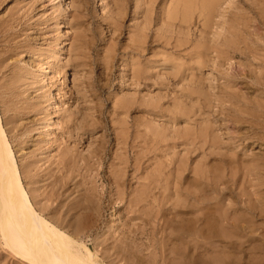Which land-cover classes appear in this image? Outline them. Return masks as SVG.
Segmentation results:
<instances>
[{
    "label": "rangeland",
    "instance_id": "1",
    "mask_svg": "<svg viewBox=\"0 0 264 264\" xmlns=\"http://www.w3.org/2000/svg\"><path fill=\"white\" fill-rule=\"evenodd\" d=\"M49 1L0 0V116L6 120L3 124L21 180L37 211L95 251L100 264L262 263L264 136L259 143L246 139L244 135L252 134L251 128L246 122L236 121L234 114L240 111L238 115L246 116L254 109L247 105L256 109L264 98L260 83L264 68L259 69L264 67V50L260 48L264 49V0H230V4L229 0H220L206 24L200 15L205 0H67V8L58 0ZM168 9L176 16L167 18ZM216 11H220L218 16ZM12 16H17L19 22ZM6 20L11 24L7 25ZM218 22L222 24L216 28ZM214 29L216 32L211 33ZM205 50L211 59H205L208 55L201 52ZM248 51L258 55L250 52L251 56ZM190 53L201 56L194 58ZM173 62L177 67L169 69ZM187 68L196 70V74L189 70L186 73ZM11 75L17 79H13L14 83ZM52 89H56L58 106L47 102ZM182 92L189 95L184 97ZM201 93H207L211 100L203 99L206 96ZM191 96L192 100L188 98ZM30 103L35 105V111ZM256 131L263 133L261 128ZM201 133L206 134L205 138ZM193 136V143L186 140ZM199 193L210 196L205 209L209 215L214 214L219 202L218 210L224 209L220 212L245 226L243 238L236 234V239L211 242L196 237L189 226H172L188 224L191 217L199 214L194 196ZM243 219L248 222L243 223ZM164 231H174L177 236L168 238L171 232Z\"/></svg>",
    "mask_w": 264,
    "mask_h": 264
},
{
    "label": "bare ground",
    "instance_id": "2",
    "mask_svg": "<svg viewBox=\"0 0 264 264\" xmlns=\"http://www.w3.org/2000/svg\"><path fill=\"white\" fill-rule=\"evenodd\" d=\"M48 1V0H47ZM52 1V3H53V1L54 0H50L49 2H51ZM60 1V3H61V5H62V7L64 6L65 8H67V7H69V5H70V3L68 4V1L67 0H58V2ZM116 1V0H115ZM117 1H119V0H117ZM122 1V0H121ZM120 1V2H121ZM135 1V0H134ZM137 1H139V2H141L140 0H137ZM151 0H149V2H150ZM157 1V0H156ZM161 1V0H160ZM220 0H205L204 2H203V4H202V7H201V14L200 15H202V17H203V19H204V24H206L207 23V21L211 18V16L213 15V13H212V11H213V9H215L214 7H215V5L219 2ZM223 1V0H222ZM228 1V0H227ZM97 2H99V0L97 1ZM113 2V1H112ZM155 2V1H154ZM153 2V3H154ZM225 2V1H224ZM223 2V3H224ZM76 3V2H75ZM101 3H102V1H101ZM115 3V2H114ZM138 3V2H137ZM151 3V2H150ZM150 3H148L149 5H151ZM156 3V2H155ZM161 3V2H160ZM166 3V2H165ZM190 3V2H189ZM222 3V4H223ZM232 3V2H231ZM113 4V3H112ZM142 3H140V5H141ZM147 4V5H148ZM191 4V3H190ZM229 4H230V0H229ZM229 4H227V5H229ZM52 5V4H51ZM54 5V4H53ZM71 5H72V3H71ZM99 5H100V3H99ZM98 5V6H99ZM102 5V4H101ZM114 5V4H113ZM117 5V4H116ZM115 5V6H116ZM135 5V4H134ZM175 5V4H174ZM179 5V4H178ZM191 5H193V4H191ZM232 5V4H231ZM260 5V4H259ZM115 6H114V8H115ZM136 6V5H135ZM144 6H145V4H144ZM230 6V5H229ZM52 7V6H51ZM140 7V6H139ZM147 7V6H146ZM149 7V6H148ZM219 7V6H218ZM228 7V6H227ZM117 9H118V7H116ZM115 8V9H116ZM135 8L136 7H134V9H133V12H136V11H134L135 10ZM159 8H160V6H159ZM172 8V7H171ZM176 8V7H175ZM225 8V7H224ZM138 9V8H137ZM143 9H145V8H143ZM221 10V9H220ZM55 10H53V12H54ZM122 11V10H121ZM56 12H57V10H56ZM144 12V11H143ZM143 12H141L142 14H147V13H143ZM214 12V11H213ZM217 12V11H216ZM52 13V12H51ZM59 13V12H58ZM137 13V12H136ZM219 13H220V11H219ZM218 12H217V16H218V14H219ZM53 14V13H52ZM60 14V13H59ZM58 14V15H59ZM141 14V15H142ZM222 14V13H221ZM225 14V13H224ZM133 15H135V14H133ZM160 15V14H159ZM10 16H11V14H10ZM9 16V17H10ZM13 16H14V14H13ZM12 16V18L14 19V18H16L17 16H15V17H13ZM52 16V15H51ZM53 16H56V14L55 15H53ZM61 16V15H60ZM148 16V15H147ZM176 16V13L173 11V10H166V17L167 18H169V19H171V18H173V17H175ZM216 16V19L217 18H219V17H217ZM220 17L222 16V15H219ZM57 17V16H56ZM63 17V16H62ZM61 17V18H62ZM18 18V17H17ZM17 18L15 19V21L17 20ZM52 18H54V17H51V19ZM159 18V17H158ZM157 18V19H158ZM222 18V17H221ZM60 19V18H59ZM63 19V18H62ZM61 19V20H62ZM135 19V18H134ZM156 19V20H157ZM184 19H186V17H184ZM215 19V21H218V19L216 20ZM8 20H10L11 21V19L9 18ZM8 20H6V22L8 21ZM58 19H56L55 21H57ZM223 20V19H222ZM4 21V20H3ZM14 21V20H13ZM159 21V20H158ZM187 21V20H186ZM211 21V20H210ZM219 21H221V19L219 20ZM9 22V21H8ZM6 23L7 25L9 24H11V22L10 23ZM19 22V21H18ZM17 21H16V23H18ZM60 22V21H59ZM156 22V21H155ZM223 22V21H222ZM16 23H13V24H16ZM159 23V22H158ZM157 23V24H158ZM216 23V22H215ZM221 23V22H220ZM219 22L217 23V24H215V25H217L216 26V28L218 27V24H220ZM2 24V23H1ZM3 24H4V22H3ZM5 24V27H7V25ZM12 24V25H13ZM60 24V23H59ZM164 24V23H163ZM209 24H210V22H209ZM211 24H212V22H211ZM222 24V23H221ZM19 25V24H18ZM21 25V24H20ZM184 25V24H183ZM192 25V24H191ZM208 25V24H207ZM214 25V26H215ZM13 26H15V25H13ZM167 26V25H166ZM173 26V25H172ZM172 26H169L168 25V27H172ZM199 26V25H198ZM221 26V25H220ZM4 27V28H5ZM12 27V26H11ZM39 27V26H38ZM56 27H58V26H56ZM174 27V26H173ZM208 27V26H207ZM211 27V26H210ZM223 27V26H222ZM222 27H220V28H222ZM14 28H16V27H13V29ZM180 29L181 28H183V27H179ZM212 28H213V26H212ZM215 28V29H216ZM224 28V27H223ZM3 29V28H2ZM7 29H9V27L7 28ZM11 29V28H10ZM10 29H9V31H10ZM31 29V28H30ZM174 29V28H173ZM193 29H195V28H193ZM208 29V28H207ZM211 29V28H210ZM210 29H209V31H210ZM215 29H214V31H212L211 33H213V32H216L215 31ZM1 30V29H0ZM57 30V29H56ZM157 30H158V28H157ZM163 30H164V28H163ZM183 30H184V28H183ZM186 30H188V28H186ZM196 30V29H195ZM194 30V31H195ZM219 30H221V29H219ZM2 31V30H1ZM4 31H6L5 29H4ZM12 31V30H11ZM25 31V30H24ZM58 31H60V30H58ZM169 31V30H168ZM172 31V30H171ZM174 31V30H173ZM179 31V30H178ZM182 31V30H181ZM190 31V30H189ZM177 32V31H176ZM180 32V31H179ZM184 32V31H183ZM197 32H198V29H197ZM11 33V32H10ZM9 33V35H11V34H13L14 32H12L11 34ZM25 33H27V32H25ZM164 33H165V31H164ZM172 33V32H171ZM201 33V32H200ZM210 33V34H211ZM219 33H220V31H219ZM253 33V32H252ZM21 34V33H20ZM180 34V33H179ZM185 34V33H184ZM202 34V33H201ZM204 34V33H203ZM215 34V33H214ZM221 34V33H220ZM229 34V33H228ZM245 34V33H244ZM3 35V34H2ZM15 35V34H14ZM18 35V34H17ZM27 35V34H26ZM190 35V34H189ZM205 35V34H204ZM208 35H209V33H208ZM207 34H206V36H208ZM216 35H217V37H219L220 35H218L217 33H216ZM215 35V36H216ZM58 36V35H57ZM60 36V35H59ZM196 36H200V35H196ZM202 36V35H201ZM210 36V35H209ZM208 36V39H210V37ZM214 36V35H213ZM213 36L211 35V37L213 38ZM214 36V37H215ZM254 36V35H253ZM8 37V36H7ZM18 37V36H17ZM263 37V36H262ZM6 38V37H5ZM10 38V37H9ZM13 38V37H12ZM203 38H204V36H203ZM206 38V37H205ZM4 39V38H3ZM72 39V38H71ZM202 39V38H201ZM236 39V38H235ZM257 39V38H256ZM6 40H8L9 41V39L7 38ZM13 40H14V38H13ZM12 39H11V41H13ZM1 41V40H0ZM7 41V42H8ZM10 41V42H11ZM15 41V40H14ZM16 41H18V39H16ZM24 41H26V40H24ZM242 41H245V40H243V38H242ZM258 41V40H257ZM262 41V40H261ZM3 42V41H2ZM2 42H0V43H2ZM19 42H21V41H19ZM23 42V41H22ZM172 42H174V41H172ZM210 42V41H209ZM211 42L212 43H214L215 44V39L212 41V39H211ZM216 42H218V41H216ZM14 43V42H13ZM25 43V42H24ZM238 43H239V41H238ZM241 43V42H240ZM257 43V42H256ZM255 43V44H256ZM3 44V43H2ZM1 44V45H2ZM11 43H9V45H10ZM18 44V43H17ZM17 44L15 43V45L17 46ZM20 44V43H19ZM29 44V43H28ZM221 45H223L222 43H220ZM219 44V45H220ZM14 45V44H13ZM31 45V44H30ZM248 45V44H247ZM252 45V44H251ZM250 45V46H251ZM6 46V45H5ZM8 46V45H7ZM27 46V45H26ZM25 46V47H26ZM29 46V45H28ZM36 46V45H35ZM170 46V45H169ZM188 46V45H187ZM213 46V45H212ZM212 46L210 47L209 46V48H208V51H210L209 49H211L212 48ZM228 46V45H227ZM2 47V46H1ZM4 47V46H3ZM10 47V46H9ZM189 47V46H188ZM257 47V46H256ZM5 48V47H4ZM19 48H21V47H19ZM19 48H17V49H19ZM22 48H24V46H22ZM21 48V49H22ZM28 48V47H27ZM27 48H26V50H27ZM71 48V47H70ZM69 48V51L71 50ZM186 48V47H185ZM196 48H198V47H196ZM232 48V47H231ZM245 47H243V49H244ZM259 48V47H258ZM261 48V51L262 50H264V49H262V47H260ZM259 48V49H260ZM1 49H3V48H1ZM0 49V50H1ZM8 49V48H7ZM6 49V50H7ZM12 49V48H11ZM13 49H14V47H13ZM12 49V50H13ZM206 49V48H205ZM215 49H218V48H216V47H214L213 48V51H216ZM251 49V48H250ZM255 49V48H254ZM5 50V49H4ZM15 50V49H14ZM25 50V49H24ZM33 50V49H32ZM35 50V49H34ZM176 50V49H175ZM178 50H180V49H178ZM177 50V51H178ZM183 50V49H182ZM252 50H253V48H252ZM258 50V49H257ZM10 51V50H9ZM8 51V52H9ZM18 51V50H17ZM23 51V50H22ZM36 51V50H35ZM35 51H33V53L35 52ZM38 51V50H37ZM41 51V50H40ZM56 51V50H55ZM75 51H76V49H75ZM184 51V50H183ZM193 51H195V50H191V52H193ZM212 51V50H211ZM212 51V52H213ZM229 51V50H228ZM258 51H260V50H258ZM3 52V51H2ZM0 53V55L1 54H3V53ZM5 53L7 52V51H4ZM12 52V51H11ZM20 52V51H19ZM48 52V51H47ZM51 52V51H50ZM53 52V51H52ZM190 52V51H189ZM202 53H206L207 52V50H205V52L204 51H201ZM211 52V53H212ZM217 52V51H216ZM230 52V51H229ZM253 55L255 54V53H253L252 51H250ZM250 52L248 51V53L250 54ZM22 53V52H21ZM36 53V52H35ZM34 53V54H35ZM39 54H40V52H38ZM55 53V52H54ZM70 53V52H69ZM195 53V52H194ZM197 53V52H196ZM211 53H209V54H211ZM261 53V52H260ZM263 54H264V52H262ZM18 54H20V53H18ZM167 54V53H166ZM169 54V53H168ZM191 55L193 54V53H190ZM243 54V53H242ZM248 54V55H249ZM252 54H250L251 56H252ZM263 54H262V56H263ZM13 55V54H12ZM11 55V56H12ZM16 55H17V53H16ZM51 55V54H50ZM50 55H47V56H50ZM171 55V54H170ZM178 56H179V54H177ZM198 55H200L201 56V54H198ZM198 55H195L196 57L198 56ZM205 55V54H204ZM206 55H208V53H206ZM255 55H258V54H255ZM3 56V55H2ZM41 56V55H40ZM164 56H165V54H164ZM163 56V57H164ZM172 56V58H173V55H171ZM176 56V55H175ZM174 56V57H175ZM181 56V55H180ZM193 56V55H192ZM209 56V55H208ZM208 56H206L207 58H205L206 60L207 59H211L210 58V56H209V58H208ZM246 56V55H245ZM244 56V57H245ZM251 56H249V57H251ZM261 56V57H262ZM170 57V56H169ZM188 57H190V56H188ZM194 57V56H193ZM196 57H194V58H196ZM259 57V56H258ZM3 58H4V60L7 58H5V56H3ZM49 58V57H48ZM186 58H187V56H186ZM192 58V57H191ZM202 58V57H201ZM245 58H247V57H245ZM244 58V59H245ZM253 58H255L256 59V57H253ZM260 58V57H259ZM258 58V60H261V59H259ZM9 59V58H8ZM166 59V58H165ZM183 59V58H182ZM189 59V58H188ZM187 59V60H188ZM247 59H249V58H247ZM246 59V60H247ZM7 60V59H6ZM5 60V61H6ZM42 60V59H41ZM48 60H50V59H48ZM164 60V59H163ZM189 60H192V59H189ZM219 60V59H218ZM232 60V59H231ZM2 59L0 58V65L2 66ZM43 61V60H42ZM47 61V60H46ZM168 61V60H167ZM185 61V60H184ZM194 62H195V60H193ZM212 61V60H211ZM225 61H229V60H225ZM12 62V61H11ZM41 62V61H40ZM39 62V63H40ZM170 62V61H169ZM197 62H198V60H197ZM230 62V61H229ZM262 63H264V61L262 60L261 61ZM261 62H258V63H261ZM5 63V62H4ZM3 63V64H4ZM174 63L175 62H173V65H171V67H169V69L170 68H172V66H174ZM185 63V62H184ZM183 63V65L184 66H186L185 64ZM199 63V62H198ZM204 63H205V61H204ZM206 63H208V62H206ZM205 63V64H206ZM226 63H228V62H226ZM243 63V62H242ZM250 63H251V61H250ZM249 62L247 63L246 62V65L247 64H250ZM257 63V62H256ZM164 64H165V62H164ZM172 64V63H171ZM225 64V63H224ZM251 64H254V63H251ZM6 65H7V63H6ZM40 66H42L41 64H39ZM242 65V64H241ZM240 65V66H241ZM244 65H245V63H244ZM255 65V64H254ZM183 66V67H184ZM243 66V65H242ZM248 66V65H247ZM247 66H243L242 68H244V67H247ZM257 66V65H256ZM43 67V66H42ZM42 67H40L41 69H42ZM175 67V66H174ZM177 67V66H176ZM175 67V68H176ZM189 67V66H188ZM193 67H194V65H193ZM192 67V68H193ZM196 67V69H199V67L197 68V66H195ZM203 68V66H200V68ZM248 67H250V65L248 66ZM257 67H260L259 65L257 66ZM3 68V67H2ZM4 68H5V66H4ZM6 68H7V66H6ZM174 68V69H175ZM186 68V67H185ZM184 68V69H185ZM190 68H191V66H190ZM241 68V69H242ZM254 68V67H253ZM263 66H262V68H259L260 70L262 69L263 70ZM0 69H1V67H0ZM44 69V68H43ZM166 69V68H165ZM183 69V68H182ZM240 69V70H241ZM2 70V69H1ZM13 70V69H12ZM175 70H177V69H175ZM187 70H189V68H187L186 69V71ZM191 70V69H190ZM189 70V71H190ZM246 70H249V69H246ZM3 71V70H2ZM1 71V72H2ZM8 71V70H7ZM10 71V70H9ZM58 71V70H57ZM172 71H174V70H172ZM172 71L170 72V74L172 75ZM177 71H179V70H177ZM193 71L194 70H192V72L190 71L189 73H192V74H194L195 73V71H194V73H193ZM250 71V70H249ZM256 71H258L259 72V70H256ZM264 71V70H263ZM245 72V71H244ZM251 72H253L252 70H251ZM6 73V72H5ZM179 73H181L180 71H179ZM184 74H185V70H184V72H183ZM186 73H188V71L186 72ZM237 73V72H236ZM247 73H248V71H247ZM254 73V72H253ZM262 74H260L261 76H260V78L262 79L261 80V82L260 83H262V89H264L263 88V86H264V74H263V72H261ZM11 74H12V72H11ZM167 74V73H166ZM196 74V73H195ZM242 74V73H241ZM250 74V73H249ZM248 74V75H249ZM180 75V74H179ZM186 75H188V74H186ZM238 75V74H237ZM254 75V74H253ZM8 76V75H7ZM7 76H5V77H7ZM180 76H182V75H180ZM226 76V75H225ZM229 76H230V74H229ZM232 76V75H231ZM231 76H230V78H231ZM244 76H246V74L244 75ZM243 76V77H244ZM255 76H257V75H255ZM259 76V75H258ZM182 77H184V76H182ZM186 77V76H185ZM239 77V76H238ZM238 77H235V78H238ZM241 77V76H240ZM252 77V76H251ZM11 79H12V81H13V79H15V77H13L12 75H11V77H10ZM179 78V77H178ZM228 78V77H227ZM230 78H228V79H230ZM247 78V77H246ZM253 78H254V76H253ZM253 78H252V80H253ZM9 79V78H8ZM184 78H182V80H183ZM187 79H189V78H187ZM225 79V78H224ZM228 79H227V85L229 84L228 82ZM242 79H244V78H242ZM17 79H15V81H16ZM181 80V81H182ZM184 80H186V79H184ZM195 80H196V77H195ZM251 80V79H250ZM257 79H256V77H255V81H256ZM11 81V80H10ZM12 81H11V84H12ZM15 81H13V83L15 82ZM191 81V80H190ZM246 81V80H245ZM254 81V82H255ZM9 83V81H6V83ZM252 82V81H251ZM254 82H252V83H254ZM257 82V81H256ZM5 83V82H4ZM7 83V84H8ZM190 83V82H189ZM200 83V82H199ZM225 83V82H224ZM2 84V83H1ZM10 84V83H9ZM16 84H18V83H16ZM192 84V83H191ZM219 84V83H218ZM257 84V83H256ZM255 84V85H256ZM200 85V84H199ZM226 85V84H225ZM231 85H233V84H231ZM230 85V86H231ZM254 85V86H255ZM258 85V84H257ZM8 86V85H7ZM11 86V85H10ZM13 86V85H12ZM19 86V85H18ZM24 86V85H23ZM54 86V85H53ZM2 88L4 87V86H1ZM9 87V86H8ZM14 87V86H13ZM22 87V86H21ZM20 87V88H21ZM202 87H203V85H202ZM217 87V86H216ZM226 87H229V85L228 86H226ZM252 87V86H251ZM260 87V86H259ZM260 87V88H261ZM12 88V87H11ZM18 88V87H17ZM52 88V87H51ZM217 88H219V86L217 87ZM16 89V88H15ZM220 89H222V87L220 88ZM252 89V88H251ZM255 89V88H254ZM257 89H258V87H257ZM257 89H255V90H257ZM261 89V90H262ZM12 90H14V89H12ZM254 90V91H255ZM225 91V90H224ZM8 92H10L9 91V89H8ZM12 92V91H11ZM10 92V95L12 94ZM51 92V94H50V98L48 99V101L47 102H49L50 104L51 103H53V104H56V101H58L57 100V97H56V89H52V91H50ZM77 92H79V94H81L80 93V91H77ZM77 92H76V94H77ZM184 92V91H183ZM182 92V93H183ZM223 92V91H222ZM252 92H253V90H252ZM256 92V91H255ZM254 92V93H255ZM14 93V92H13ZM16 93V92H15ZM14 93V94H15ZM187 93V92H186ZM223 93H225V92H223ZM257 93V92H256ZM18 94V93H17ZM185 93H183V95H184ZM188 94V93H187ZM187 94H185V95H187ZM203 94V95H202ZM206 95H208L207 93H205ZM226 94H229V93H227L226 92ZM226 94H224L226 97H228ZM257 94H259V93H257ZM58 95V94H57ZM181 95V94H180ZM184 95V97H186ZM189 95V94H188ZM200 95V94H199ZM201 95L202 96H206V95H204V93H201ZM200 95V96H201ZM218 95V94H217ZM216 95V96H217ZM221 95H223L222 93H221ZM221 95H219V96H221ZM223 95V96H224ZM260 95V94H259ZM263 95V97H264V94H262ZM12 96H14V95H12ZM182 96V95H181ZM181 96H179V97H181ZM214 96V95H213ZM223 96L221 97V100H222V98H223ZM252 96V95H251ZM258 96V95H257ZM77 97H80V96H77ZM81 97L83 98V95L81 94ZM178 97V96H177ZM183 97V96H182ZM212 97V96H211ZM13 98V97H12ZM39 98V97H38ZM188 98H191V100H192V96L191 97H188ZM188 98H187V100H188ZM204 98H210L209 96L207 97H203V99ZM232 99V97H229V99ZM255 98V97H254ZM256 98H258V97H256ZM31 99V98H30ZM34 99V98H33ZM35 99H37V98H35ZM47 99V98H46ZM45 99V100H46ZM194 99V98H193ZM196 99L198 100V96L196 97ZM227 99V98H226ZM229 99H227L226 101H229ZM259 99H261L260 98V96H259ZM12 100V99H11ZM14 100V99H13ZM38 100V99H37ZM210 100H211V98H210ZM220 100V101H221ZM236 100H238L237 98H236ZM28 101V100H27ZM189 101V100H188ZM194 101V100H193ZM209 101V100H208ZM224 101V100H223ZM235 101V100H234ZM254 101V100H253ZM35 102H36V100H35ZM190 102V101H189ZM196 102V101H195ZM199 102V101H198ZM198 102H196V103H198ZM210 102V101H209ZM237 102V101H236ZM240 102V101H239ZM249 102H251V101H249ZM254 102H256V100L254 101ZM33 103H34V101H33ZM37 103H39V101L37 102ZM36 103V104H37ZM223 103V102H222ZM225 103V102H224ZM235 103V102H234ZM233 103V101H232V104H234ZM243 103V102H242ZM253 103V102H252ZM256 103H258V102H256ZM259 103H261V105H259V104H257V105H259L258 106V108L256 107V109H255V107H249V105H247V103H245L247 106H248V108H254L253 109V111H252V109H250L252 112H247L246 113V116L244 117V116H240V115H238L239 113H240V111L238 112V114L237 113H235L234 114V116H236V117H234L235 118V120L237 121H241V123L242 122H246L247 123V127H249V128H251L250 130H251V133L252 134H250V135H248V136H246V135H244L245 133L244 132H242V133H244L243 135L245 136V138L246 139H250V140H254V141H258V143H259V140L260 139H262V137L264 136V98H263V101L262 102H259ZM52 104V105H53ZM177 104V103H176ZM187 104H189V103H187ZM220 104V103H219ZM240 104V103H239ZM32 105V103H30V106ZM51 105V106H52ZM57 105V104H56ZM190 105V104H189ZM198 105V104H197ZM200 105V104H199ZM213 105V104H212ZM238 105V104H237ZM240 105H242V104H240ZM240 105H238V106H240ZM244 105V104H243ZM243 105L241 106V107H243ZM251 105V104H250ZM21 106V105H20ZM26 106V105H25ZM29 106V107H30ZM33 106V105H32ZM31 106V107H32ZM41 106V105H40ZM58 106V105H57ZM223 106V105H222ZM253 106V105H252ZM256 106V105H255ZM12 107V106H11ZM24 107V106H23ZM34 107V111H35V105L33 106ZM38 107V106H37ZM121 107H122V105H121ZM199 107V106H198ZM240 107V108H241ZM244 107H245V109H246V106L244 105ZM260 107V108H259ZM25 108H27V106L25 107ZM24 108V110H26ZM194 108V107H193ZM221 108V107H220ZM227 108H229V107H227ZM239 108V107H238ZM247 108V109H248ZM15 109V108H14ZM40 109V108H39ZM38 109V110H39ZM224 109H226L225 108V106H224ZM244 109V108H243ZM11 110V109H10ZM16 110H17V107H16ZM21 110V109H20ZM30 110V109H29ZM31 110L33 111V109L31 108ZM203 110V109H202ZM227 110V109H226ZM234 110V109H233ZM232 110V111H233ZM249 110V111H250ZM5 111V110H4ZM23 111V110H22ZM26 111H28V108H27V110ZM25 111V112H26ZM217 111H219V109L217 110ZM220 111H221V109H220ZM229 111V110H228ZM246 111V110H245ZM248 111V110H247ZM24 112V111H23ZM30 112V111H29ZM242 112V111H241ZM244 112V111H243ZM27 113V112H26ZM196 113V112H195ZM219 113V112H218ZM4 114V113H3ZM51 114V113H50ZM223 114V113H222ZM221 114V115H222ZM226 114H227V112H226ZM230 114H231V112H230ZM241 114V113H240ZM26 115V114H25ZM34 115V114H33ZM46 115V114H45ZM181 117L183 116V115H180ZM232 116H233V114H232ZM248 116V117H247ZM10 117V116H9ZM8 117V118H9ZM48 117H49V114H48ZM51 117V116H50ZM178 117V116H177ZM183 117H185V116H183ZM191 117V116H190ZM13 118V117H12ZM15 118V117H14ZM217 118V117H216ZM222 118V117H221ZM225 119H226V117H224ZM231 118V117H230ZM186 119H188L187 117H186ZM223 119V118H222ZM225 119H223V120H225ZM231 119H233V118H231ZM2 120H4V119H1V116H0V262L1 261H6L7 263L8 262H10L11 264H18V263H22V264H100V262H98L97 261V258H96V256H95V251L93 252V251H91L90 250V248H88L85 244H84V242L82 243V242H80V241H77L74 237H72L69 233H67L66 231H64V230H62L61 228H59V227H57L54 223H52L48 218H46L45 216H43L39 211H37V209L35 208V206H34V204H33V202L31 201V198H30V196H29V194H28V191L25 189V187H24V183L22 182V180H21V176H20V171H19V168H18V165H17V161H16V158H15V154H14V151H13V149H12V147H11V144H10V142H9V139H8V134L6 133V129L4 128L5 127V124H3V123H5V121L6 120H4L3 122H2ZM219 120H220V118H219ZM223 120H222V122H223ZM7 121H9L8 119H7ZM12 121V120H11ZM18 121V120H17ZM39 121V120H38ZM46 121V120H45ZM173 121V120H172ZM227 121V120H226ZM230 121V120H229ZM228 121V122H229ZM15 122V121H14ZM46 122H48V120L46 121ZM203 122V121H202ZM201 122V123H202ZM219 122V121H218ZM7 123V122H6ZM227 123V122H226ZM9 124V123H8ZM15 124V123H14ZM27 124V123H26ZM189 124V123H188ZM196 124V123H195ZM200 124V123H199ZM7 125V124H6ZM18 125V124H17ZM16 125V126H17ZM68 125V124H67ZM78 125V124H77ZM222 125V124H221ZM246 125V124H245ZM21 126V125H20ZM25 126V125H24ZM28 126V125H27ZM30 126V125H29ZM48 126V125H47ZM76 126V125H75ZM195 126V125H194ZM206 126H207V124H206ZM67 127H70V126H67ZM66 127V128H67ZM78 127V126H77ZM80 127V126H79ZM193 127V126H192ZM196 127V126H195ZM237 127H238V125H237ZM236 127V128H237ZM26 128V127H25ZM29 128V127H28ZM71 128V127H70ZM73 128H76V127H74V125H73ZM72 128V131H74V129ZM80 128H82V127H80ZM210 128V127H209ZM248 128V129H249ZM256 128L258 129V128H261V130H263V133H262V131H260L262 134H260L259 135V133H257V131H256ZM24 129V128H23ZM26 130V129H25ZM36 130V129H35ZM67 130V129H66ZM69 130V129H68ZM200 130V129H199ZM211 130H213V128L211 129ZM254 132H253V131ZM22 131V130H21ZM32 131V130H31ZM81 131V130H80ZM82 131H85V130H83V128H82ZM189 131V130H188ZM203 131V130H202ZM69 132V131H68ZM227 132V131H226ZM249 132V131H248ZM259 132V131H258ZM9 133V132H8ZM23 133V132H22ZM48 133V132H47ZM205 133V132H204ZM247 133V132H246ZM76 134H77V132H76ZM83 134V133H82ZM186 134V133H185ZM194 134V133H193ZM196 134V133H195ZM201 134H203V133H201ZM218 134V133H217ZM232 134V133H231ZM48 135V134H47ZM190 135V134H189ZM200 135V134H199ZM204 135V134H203ZM206 135V134H205ZM205 135H204V138H205ZM196 136H197V134H196ZM215 136V135H214ZM241 137H242V134L240 135ZM243 136V137H244ZM172 137V136H171ZM176 137V136H175ZM179 137V136H178ZM190 137V136H189ZM209 138H211V136L209 135L208 136ZM240 137V138H241ZM187 138V137H186ZM192 138H196V137H191V139H186V140H188V142H189V140H192V143H193V139ZM203 138V137H202ZM213 139L215 138V137H212ZM229 138V137H228ZM201 139V138H200ZM219 139V138H218ZM230 139V138H229ZM243 141L244 140H246V139H244V138H241ZM44 140V139H43ZM203 140V139H202ZM202 140H200V141H202ZM205 140V139H204ZM209 140V139H208ZM235 140V139H234ZM237 140V139H236ZM238 140H240V139H238ZM184 141H185V139H184ZM218 140H216L215 142L214 141H212V142H214V143H217L218 144V142H217ZM261 141V140H260ZM237 142V141H236ZM253 142V141H252ZM182 143H183V141H182ZM195 143V142H194ZM208 143V142H207ZM244 143V142H243ZM203 144H205V143H203ZM208 144H210V142L208 143ZM212 144V143H211ZM248 144V143H247ZM257 144V143H256ZM213 145V144H212ZM235 145V144H234ZM238 145V144H237ZM246 145V144H245ZM210 147H211V145H209ZM208 146V147H209ZM216 146V145H215ZM215 146H214V148H212V149H215ZM234 147H236V146H234ZM238 147V146H237ZM233 148V147H232ZM231 148V149H232ZM239 148V147H238ZM217 149V148H216ZM230 150V149H229ZM235 150H237V149H235ZM233 151V150H232ZM238 151V150H237ZM236 151V152H237ZM241 151V150H240ZM231 152V151H230ZM243 152V151H242ZM244 153V152H243ZM243 156V155H242ZM246 156V155H245ZM250 158V157H249ZM248 158V159H249ZM225 159V158H224ZM240 159V158H239ZM244 159V158H243ZM228 162H229V160H228ZM260 162V161H259ZM230 163V162H229ZM233 164V163H232ZM235 164V163H234ZM231 165V164H230ZM241 165V164H240ZM261 165V164H260ZM228 167H229V164L227 165ZM234 166V165H233ZM236 166V165H235ZM232 167V166H231ZM226 168V167H225ZM251 168V167H250ZM220 169V168H219ZM229 169V168H228ZM233 169H234V167H233ZM241 169V168H240ZM200 170V169H199ZM229 171V170H228ZM227 173H229V172H227ZM205 174V173H204ZM231 174H232V171H231ZM196 175L198 176V177H200L201 176V174H199L198 172L196 173ZM196 175H195V173H194V176L196 177ZM205 176V175H204ZM204 176H203V179H204ZM210 177H214V176H210ZM215 178V177H214ZM213 178V179H214ZM226 179V178H225ZM196 180V182H198L199 181V179L198 178H196L195 179ZM204 180H207L206 178L204 179ZM215 180V179H214ZM222 180V179H221ZM202 181V180H201ZM214 182V181H213ZM226 182H228V181H226ZM215 184H216V181L214 182ZM212 184V183H211ZM217 185V184H216ZM223 186H224V184H223ZM218 188H219V186H217ZM198 188V187H197ZM212 188V187H211ZM217 188V189H218ZM224 188V187H223ZM203 189V188H202ZM213 189V188H212ZM201 190V189H200ZM210 190V189H209ZM212 191V190H211ZM219 191V190H218ZM221 191V190H220ZM220 191H219V193H220ZM201 193V192H200ZM199 193V196H197V195H194V196H196V200H197V207H196V211H199L198 213V215H194L193 217H191V219L192 220H190L189 222H188V224L186 223V224H184V222L183 223H178V224H174V223H170V224H168V223H166V225L168 224V225H171V224H174V225H172V226H179L178 228L180 229V228H183V227H185V226H189L190 227V229L192 230V233L193 234H195L196 235V237H199V238H202V239H206V241H211V242H213V241H222L223 239H227V238H234V236L237 234V235H242L243 233H244V228H245V226H244V228L240 225V223L237 221V219L236 218H231V215H230V217H229V215L227 216L225 213H223V211H224V209H223V211L222 212H220V210H222V209H220V210H218V208H219V205H218V203H216V206H215V210L213 209V212H214V214H213V217H214V220H211L210 218L212 217L211 215H209L210 213H208V212H205V209H206V203L208 202H206V200H207V196H209V195H207L206 194V197L204 196V195H201ZM205 194V193H204ZM219 196H221L220 194H218ZM210 197V196H209ZM212 197V196H211ZM213 197H214V195H213ZM217 198V197H216ZM246 198V197H245ZM194 200V199H193ZM210 200V199H209ZM215 200V199H214ZM221 200V199H220ZM244 200H246V199H244ZM217 201V200H216ZM224 201V200H223ZM227 201V200H226ZM257 201H258V199H257ZM261 202V201H260ZM195 203H196V201H195ZM215 203V202H214ZM220 204V203H219ZM165 205V204H164ZM208 209V208H207ZM239 209H241V208H239ZM204 210V211H203ZM261 210V209H260ZM263 210V209H262ZM256 211H257V208H256ZM259 211V210H258ZM211 212V211H210ZM162 213V212H161ZM215 213H217L216 215H215ZM228 213V212H227ZM167 214V213H166ZM228 214H232L231 212L230 213H228ZM234 214V213H233ZM233 214H232V216H233ZM238 214V213H237ZM255 214V213H254ZM254 214H253V216H254ZM252 215V214H251ZM161 216H162V214H161ZM163 216H165V214H163ZM210 216V217H209ZM235 216V215H234ZM238 216V215H237ZM252 216V217H253ZM236 217V216H235ZM243 217V216H242ZM241 217V218H242ZM215 218H216V220H215ZM240 218V219H241ZM173 219V218H172ZM171 219V220H172ZM248 219V218H247ZM239 220V219H238ZM242 220V219H241ZM244 221H242L243 223L245 222V219H243ZM250 221V220H249ZM248 221H246L245 222V224L247 223ZM177 223V222H176ZM259 224V223H258ZM250 225V224H249ZM161 226V225H160ZM252 226V225H251ZM153 227V226H152ZM157 227V226H156ZM169 226H167V227H165L166 229H169L168 228ZM254 227V226H253ZM161 228V227H160ZM160 228H158V229H160ZM165 228H164V230H165ZM172 228V227H171ZM174 228V227H173ZM177 227H175V231H177V229H176ZM247 229H248V226L246 227ZM260 228V227H259ZM188 229V228H187ZM256 229V228H255ZM190 230V231H191ZM254 230V229H253ZM181 231V230H180ZM158 232V231H157ZM165 232V231H164ZM168 232V234H169V232H171L169 235H168V238H171L172 239V237L173 236H177V235H174L173 234V232L172 231H167ZM167 232H165L166 234H167ZM186 232V231H185ZM251 232V231H250ZM164 233V234H165ZM176 233V232H175ZM249 233V232H248ZM162 234V233H161ZM188 234V233H187ZM246 234V233H245ZM245 234H244V236H245ZM190 235V234H189ZM237 235H236V237H237ZM251 235V234H250ZM264 235V234H263ZM163 236V235H162ZM249 236V235H248ZM161 237V236H160ZM164 238H165V235L163 236ZM239 237V236H238ZM251 237V236H250ZM250 237H247V238H250ZM164 238H162V239H164ZM240 238V237H239ZM241 238H243V235H242V237ZM252 238H253V236H252ZM167 239V238H166ZM165 239V240H166ZM182 239V238H181ZM194 239V238H193ZM196 239V238H195ZM231 239V240H232ZM234 239H236V238H234ZM251 239V238H250ZM254 239V238H253ZM161 240V239H160ZM255 240V239H254ZM168 241V240H167ZM166 241V242H167ZM182 241V240H181ZM238 241V240H237ZM248 241V240H247ZM228 242V241H227ZM233 242V241H232ZM235 242V241H234ZM238 244V243H237ZM120 245V244H119ZM96 246V245H95ZM226 246V245H225ZM245 246V245H244ZM247 247V246H246ZM252 247V246H251ZM254 247V246H253ZM211 248V247H210ZM231 248V247H230ZM95 250V249H94ZM115 250V249H114ZM117 250H119V249H117ZM203 250V249H202ZM220 251V250H219ZM251 251V250H250ZM109 252V251H108ZM173 252V251H172ZM189 252V251H188ZM227 252V251H226ZM225 252V253H226ZM237 252V251H236ZM262 252V251H261ZM264 252V251H263ZM171 253V252H170ZM197 253V252H196ZM228 253V252H227ZM108 254V253H107ZM195 254V253H194ZM241 254V253H240ZM187 255V254H186ZM239 255V254H238ZM245 255V254H244ZM239 258V257H238ZM246 258V257H245ZM240 261V260H239ZM238 261V262H239ZM196 262V261H195ZM103 264V263H102ZM217 264V263H216ZM251 264H264V261H262V263L260 262L259 263V261H257V262H252Z\"/></svg>",
    "mask_w": 264,
    "mask_h": 264
}]
</instances>
